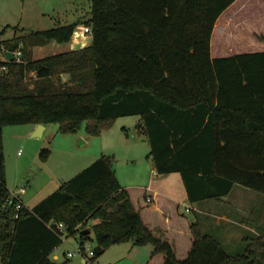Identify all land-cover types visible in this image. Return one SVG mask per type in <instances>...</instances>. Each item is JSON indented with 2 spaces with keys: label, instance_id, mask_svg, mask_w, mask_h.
Instances as JSON below:
<instances>
[{
  "label": "trees",
  "instance_id": "16d2710c",
  "mask_svg": "<svg viewBox=\"0 0 264 264\" xmlns=\"http://www.w3.org/2000/svg\"><path fill=\"white\" fill-rule=\"evenodd\" d=\"M89 1L87 47L31 58V48L69 43L80 20L0 41V264H58L50 256L63 240L49 223L78 244L92 232L90 260L132 242L153 248L146 264H264V234L229 255L177 202L122 187L103 156L16 212L1 127L58 123L75 133L85 123L96 136L127 116L139 117L156 174H178L189 203L221 201L234 185L264 195V51L210 55L214 25L236 0ZM17 50L20 62L1 60Z\"/></svg>",
  "mask_w": 264,
  "mask_h": 264
},
{
  "label": "rangeland",
  "instance_id": "374dc122",
  "mask_svg": "<svg viewBox=\"0 0 264 264\" xmlns=\"http://www.w3.org/2000/svg\"><path fill=\"white\" fill-rule=\"evenodd\" d=\"M89 12V0H0V41L22 36L24 31L48 30L80 20L77 29L85 26L84 21L90 18ZM236 18L238 24L234 25ZM221 20L228 29L232 26L234 37L239 40L222 54L214 51L213 57L264 50V0H236L223 13ZM15 27L19 29H13ZM217 32L212 37L214 44ZM85 36L89 42L91 34ZM67 50V43L51 41L41 48H31L30 52L31 58L36 60ZM63 79L67 80L68 77L63 76ZM138 122V116L115 118L106 130L96 136L85 132V123L75 133H62L58 123L47 124L40 137L33 136L37 126L31 132L34 124L1 127L7 189L10 194L25 189L23 199L32 208L56 191L62 182L103 156L110 161L117 180L124 188L145 187L151 180L154 186L158 183L164 185L166 191L179 201V213H183L188 221L199 220L203 231L215 236L229 255L241 254L251 239L264 234V195L234 185L223 201L189 203L178 174L173 173L168 177L153 174V164L148 156L149 145L145 136L137 132ZM85 138L87 142L81 143L80 140ZM42 150L48 151L45 160L40 155ZM187 207L203 208L207 214L186 212ZM221 214L233 223L219 219ZM75 237L63 238L50 258L58 264H146L153 249L150 245L123 242L111 245L98 257L83 263L85 259L78 254L67 258V253L78 249ZM90 239L86 247L93 249L96 241L92 232ZM53 256H57V259H53Z\"/></svg>",
  "mask_w": 264,
  "mask_h": 264
},
{
  "label": "crops",
  "instance_id": "0c3cea01",
  "mask_svg": "<svg viewBox=\"0 0 264 264\" xmlns=\"http://www.w3.org/2000/svg\"><path fill=\"white\" fill-rule=\"evenodd\" d=\"M227 9L225 11H227ZM225 11L223 13H225ZM223 13L218 17V19L216 21V23L214 25V28H213V31H212L211 39H210V55H211V58L212 59H214V58H221V57H213L212 53L214 51H215L216 54H222L225 50L229 49L228 46L229 47L230 46L232 47V45H234L233 42H238V40H239V39H236V37H234L235 34H233V32H232V30H233L232 29V26H229V29H228L224 25V20H221V17L223 15ZM236 21H237V18L234 19V21H233L234 22V25L238 24V23H236ZM216 31H218L217 32L218 34H217V40L215 41V44H214L212 42V37L214 36V34L216 33ZM71 38L73 40H72V42L67 43V45H68V50L67 51L82 49V48L87 47V46H89L91 44V40L88 42V40H85L86 36H81L80 33L79 34H76L74 38H73V36ZM35 48H37V47H35ZM38 48H41V47H38ZM67 51H65V52H67ZM36 126L37 125H35L32 128L31 132L34 131V128H36ZM44 130H45V126H44ZM80 142L83 143V144H85L87 142V139L86 138L85 139H82V140H80ZM152 172H153V174H156L154 167L152 168ZM169 175H171V174L163 175V176L168 177ZM157 176H158V174H157ZM168 183H170V182L168 181ZM139 187L140 188L149 189L150 191H152L154 193H157V194H159L161 196H164V197H166L168 199H171V200H173V201H175V202H177L179 204V201L175 199V196L173 194H171V193H168V191H166V189L164 188V185H161V184L158 183L156 186H154V183L151 180V181H149L148 184L145 185V187H142V186H139ZM17 196H19V199L21 200V202L23 203V205L26 206V207H28L27 204L25 203L24 199H23V194H17ZM224 198L221 201H223ZM197 203H199V202H197ZM197 203H191V204H197ZM28 208H30V207H28ZM189 208H190V211L198 212L200 214H207V212H205L206 210L205 209L203 210V208L202 209L201 208L194 209L193 207H189ZM181 214H183V213H181ZM218 218L221 219V220H223V221H226L227 223H233L230 218H228L227 216H225L223 214H221ZM189 222L190 223H197L200 226L202 232L205 233L203 231V229H202V225L199 222V220H196L194 222H192V221H189ZM241 223H242V226H244L243 225L244 222L241 221ZM261 235H263V234H261ZM261 235L256 236V237H260ZM53 259H57V256H53ZM87 261L88 260H83L82 262L84 263V262H87Z\"/></svg>",
  "mask_w": 264,
  "mask_h": 264
},
{
  "label": "built area",
  "instance_id": "2783aa9c",
  "mask_svg": "<svg viewBox=\"0 0 264 264\" xmlns=\"http://www.w3.org/2000/svg\"><path fill=\"white\" fill-rule=\"evenodd\" d=\"M79 33L81 36H85L87 34H91V29L86 26L78 27L77 29L74 30L72 34L73 38L75 37L76 34H79ZM1 60L4 62H9L4 59V54H2ZM12 61H16V62L21 61V51L20 50L13 52ZM2 72H6L5 66L0 67V74ZM24 192H25V189H20L17 192H14L12 194V196L16 198L18 201L15 207L16 212L19 211L24 206L21 200L19 199V196H17V194H24ZM189 210L190 209L188 207L185 209L186 212H189ZM17 218H18V213L14 215V219H17ZM48 227L53 228L56 231V233L61 236L62 240L63 238H66V228L62 223H49ZM77 254L82 256L85 260H90L94 256L93 249H88V247H86V242L83 244H78V249L76 251H73L72 253H67V258L71 259Z\"/></svg>",
  "mask_w": 264,
  "mask_h": 264
},
{
  "label": "water",
  "instance_id": "95a60500",
  "mask_svg": "<svg viewBox=\"0 0 264 264\" xmlns=\"http://www.w3.org/2000/svg\"><path fill=\"white\" fill-rule=\"evenodd\" d=\"M4 59L6 61H9V62L12 61L13 60V52L6 51L4 53ZM43 130H44V126L43 125H41V124L37 125V130L35 131L33 136L40 137L42 135V131ZM89 233H90V231L86 229V230L81 231L80 235H88Z\"/></svg>",
  "mask_w": 264,
  "mask_h": 264
}]
</instances>
